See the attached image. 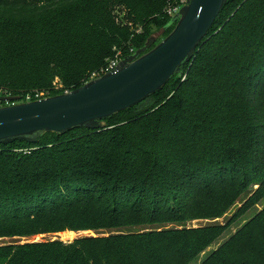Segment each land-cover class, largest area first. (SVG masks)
I'll list each match as a JSON object with an SVG mask.
<instances>
[{
    "label": "trees",
    "instance_id": "obj_1",
    "mask_svg": "<svg viewBox=\"0 0 264 264\" xmlns=\"http://www.w3.org/2000/svg\"><path fill=\"white\" fill-rule=\"evenodd\" d=\"M181 1L0 0V96L79 88ZM103 124L0 144V264H264V206L206 253L264 201V0H227L180 75ZM64 231L95 235L18 241Z\"/></svg>",
    "mask_w": 264,
    "mask_h": 264
},
{
    "label": "water",
    "instance_id": "obj_2",
    "mask_svg": "<svg viewBox=\"0 0 264 264\" xmlns=\"http://www.w3.org/2000/svg\"><path fill=\"white\" fill-rule=\"evenodd\" d=\"M227 0H186L172 17V31L154 37L117 66L79 88L31 102L0 96V144L37 143L46 133L96 129L103 121L160 91L192 60Z\"/></svg>",
    "mask_w": 264,
    "mask_h": 264
},
{
    "label": "rangeland",
    "instance_id": "obj_3",
    "mask_svg": "<svg viewBox=\"0 0 264 264\" xmlns=\"http://www.w3.org/2000/svg\"><path fill=\"white\" fill-rule=\"evenodd\" d=\"M153 37L155 39L154 43H156L160 40L161 34L155 33L153 35ZM262 206H264V201L259 206H257L256 208H254V209L250 210L248 213H246L243 217H241V216L238 217V220L232 225V227L229 230H227L220 237V239L216 243H214V245H212V247L208 248L206 250V253L216 249L219 245H221L224 241H226L230 236H232L245 222H247L258 210H260ZM233 213H235V209L232 212L227 213L226 216H224L223 218H221L215 222L223 225L227 222L228 219H230L232 217ZM207 223H211V222L199 221V222H193L192 225L193 226H202V225L207 224ZM93 235H95V234L92 231H82V232L64 231V232L53 234V235H40V236L32 237L28 240L21 239L18 241H20V243H25V242H35V241H41V240H43V241L60 240V241L65 243V242H71L72 240H74L75 238H78V237L93 236ZM7 241H12V240H5V242H7ZM203 256L204 255L200 256L197 263H195V264H198L203 259Z\"/></svg>",
    "mask_w": 264,
    "mask_h": 264
},
{
    "label": "built area",
    "instance_id": "obj_4",
    "mask_svg": "<svg viewBox=\"0 0 264 264\" xmlns=\"http://www.w3.org/2000/svg\"><path fill=\"white\" fill-rule=\"evenodd\" d=\"M186 0H182L181 3L173 8L172 10V15L174 16L179 10L180 8L184 5ZM120 59L116 56L113 60H110L109 63L107 64L106 68H105V72H108L112 69H114L117 64L119 63ZM48 97V93L47 92H35L34 94H27L25 97H24V100H21L20 102L24 103V102H31V101H37V100H41V99H44V98H47ZM10 103H4V105H9ZM4 105H1L0 103V106H4Z\"/></svg>",
    "mask_w": 264,
    "mask_h": 264
}]
</instances>
